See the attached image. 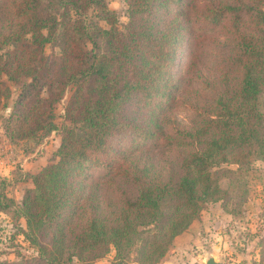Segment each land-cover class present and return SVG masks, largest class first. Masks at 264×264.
<instances>
[{
	"label": "trees",
	"instance_id": "trees-1",
	"mask_svg": "<svg viewBox=\"0 0 264 264\" xmlns=\"http://www.w3.org/2000/svg\"><path fill=\"white\" fill-rule=\"evenodd\" d=\"M125 2V32L105 0L6 4L0 17V106L10 95L4 78L28 82L5 132L11 140H26L57 131L60 142L52 162L31 176L32 188L16 210L37 254L0 264H95L111 247L120 263L131 257L137 264H159L174 238L199 216L201 204L227 195L211 169L264 159V0L245 5L258 34L234 31L233 45L217 69L220 94L198 111L191 130L172 134L161 114L175 102L181 78L174 67L186 33L193 21L209 25L226 14L238 22L242 5ZM46 45L59 54L45 55ZM193 70L197 75L195 55L186 73ZM69 87L64 120L70 125L58 127L54 106ZM155 148L176 151L177 161L169 168L162 161L157 169ZM113 183L118 196L102 195ZM12 205L0 200V212ZM259 246L264 263V239Z\"/></svg>",
	"mask_w": 264,
	"mask_h": 264
},
{
	"label": "rangeland",
	"instance_id": "rangeland-1",
	"mask_svg": "<svg viewBox=\"0 0 264 264\" xmlns=\"http://www.w3.org/2000/svg\"><path fill=\"white\" fill-rule=\"evenodd\" d=\"M8 1L0 0V17L5 14ZM224 1L232 6L242 5L241 11L237 14L238 22L234 23V16L226 14L209 25L201 23V20L195 23L193 21L190 31L186 33L184 49L180 52L178 63L174 67L176 77L181 78L174 95L175 102L166 106L161 114L164 129L168 134L191 130L194 121L200 119L198 111L203 106L211 105L220 94L217 69L233 45L234 31L238 29L246 35L258 34L257 28L250 23V14L245 10V5L254 6L253 0ZM105 2L108 7V0ZM123 3L126 4L125 0ZM200 8L201 4L197 1L196 10ZM115 13L117 28L125 32L129 23L128 6ZM121 15L127 16L126 23L119 21L118 17ZM89 17H92L91 13ZM192 18L194 19V12ZM102 22L100 21L99 25L108 28ZM86 47L89 49L90 45L87 44ZM44 52L47 56L59 54V50L51 45H46ZM194 55L198 73L195 76L194 70L186 73L189 61L194 62ZM25 82H28V79L22 78L18 82H13L4 78L10 95L0 106V193L5 198L0 200L2 203L13 202L6 213L0 212V261L5 262H17L35 257L37 254V247L25 236V220L16 215V210L20 207L25 191L32 188L31 176L52 162V154L60 142L57 131L26 140H11L7 136L4 128L15 112ZM72 91L73 88L69 87L63 98L54 106L55 123L58 127L70 125L64 120V108ZM42 95L45 96V92L42 91ZM262 101L263 95H260L258 106H262ZM151 152L157 169H160L162 161H165L163 164L165 167L168 163V168L177 161L176 151L162 152L161 149L155 148ZM211 174L227 195L219 201L201 204L199 216L186 231L174 238L188 241L176 244L172 242L159 264L166 262L196 264L194 258L198 254H201L203 260L213 256L216 260L222 261V264H264L259 253V243L264 239V159L252 157L239 167L234 164H220L211 169ZM115 185L116 183H113V188L107 186L102 195L104 193L107 195L109 191L113 197L118 196ZM133 190V186L129 187L128 193L132 194ZM190 239H195V242ZM38 241L45 242L41 239ZM95 264L137 263L131 257L121 263L118 262L111 247Z\"/></svg>",
	"mask_w": 264,
	"mask_h": 264
},
{
	"label": "clouds",
	"instance_id": "clouds-1",
	"mask_svg": "<svg viewBox=\"0 0 264 264\" xmlns=\"http://www.w3.org/2000/svg\"><path fill=\"white\" fill-rule=\"evenodd\" d=\"M122 7L123 8L127 7V5L125 3H123V0H108V8L111 11L119 12ZM118 19L121 23H126L128 18L125 15H121L118 17Z\"/></svg>",
	"mask_w": 264,
	"mask_h": 264
},
{
	"label": "crops",
	"instance_id": "crops-1",
	"mask_svg": "<svg viewBox=\"0 0 264 264\" xmlns=\"http://www.w3.org/2000/svg\"><path fill=\"white\" fill-rule=\"evenodd\" d=\"M188 241V239H174V241H173V243L174 244H176L177 242L179 243V242H182V241ZM192 240H194V242H195V239H190V241H192ZM198 241V240H197ZM199 242V241H198ZM194 245L195 246H198V245H196V243H194ZM182 252V251H181ZM202 259V257H201V254H198V256H196L195 258H194V262H196V264H204V261L205 260H203ZM164 264H169V262H166V263H164Z\"/></svg>",
	"mask_w": 264,
	"mask_h": 264
},
{
	"label": "water",
	"instance_id": "water-1",
	"mask_svg": "<svg viewBox=\"0 0 264 264\" xmlns=\"http://www.w3.org/2000/svg\"><path fill=\"white\" fill-rule=\"evenodd\" d=\"M204 264H222V261L216 260L213 256H209L205 259Z\"/></svg>",
	"mask_w": 264,
	"mask_h": 264
}]
</instances>
